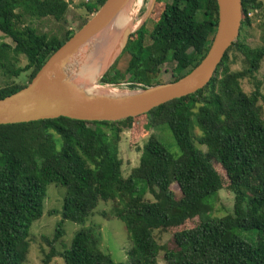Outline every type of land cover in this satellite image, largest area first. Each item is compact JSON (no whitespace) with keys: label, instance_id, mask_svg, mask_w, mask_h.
Wrapping results in <instances>:
<instances>
[{"label":"trees","instance_id":"16d2710c","mask_svg":"<svg viewBox=\"0 0 264 264\" xmlns=\"http://www.w3.org/2000/svg\"><path fill=\"white\" fill-rule=\"evenodd\" d=\"M107 0L85 5L95 15ZM164 3L163 9L160 4ZM240 36L227 51L211 82L199 92L171 101L146 115L147 129L167 128L180 155L152 135L141 149L138 167L127 178L119 143L124 130L132 129L135 118L119 122H85L58 118L15 125H0V264H25L30 249L31 229L44 214L49 185L66 190L62 221L54 237L47 240L53 258L65 264H264V119L262 84L256 81L264 59V45L251 48L243 33L251 25V11L262 8L260 0H242ZM160 6V7H159ZM70 3L65 0H0V32L13 47L0 45V71L10 80L29 72L28 85L50 56L76 32L39 33L36 20H64ZM156 23L144 25L130 37L123 54L130 55L124 72L112 67L102 85L140 90L161 85L160 68L174 63L176 82L204 59L218 25L217 0H158L152 12ZM88 22L85 21L79 30ZM78 30V31H79ZM77 31V32H78ZM238 51L245 59L242 71H231L229 55ZM27 65L12 70V60ZM253 79L247 94L242 81ZM170 82V83H171ZM27 86L7 82L0 99ZM136 117V118H139ZM198 129L201 135L196 136ZM198 145L208 149L203 153ZM235 196L233 214L209 219L208 199L224 187ZM142 182L153 201L140 194ZM177 184L182 197L171 186ZM141 186V189H145ZM101 202L114 204L113 216L122 221L132 247L126 263H116L100 249V240L89 229L74 235L62 252L65 221L85 224ZM200 219L197 226L174 233V249L159 245L157 231H169ZM240 232H256L250 244Z\"/></svg>","mask_w":264,"mask_h":264},{"label":"rangeland","instance_id":"374dc122","mask_svg":"<svg viewBox=\"0 0 264 264\" xmlns=\"http://www.w3.org/2000/svg\"><path fill=\"white\" fill-rule=\"evenodd\" d=\"M65 1L70 3V7L67 11L64 20L56 21L53 18H45L41 20H36L30 24L36 27L39 33H46L49 35L58 34L60 37H63L64 34L68 31L77 32L85 21H89L94 16L89 15L88 11L85 8V5H87V3L92 2V0ZM260 1L262 3V8L250 12L248 17L251 20V25L249 28L246 29V31H244L242 38V41L253 49L264 45V0ZM151 2L152 0H131L129 5L125 9L126 13L131 14L132 16V22L130 23V27L135 26L136 22L137 24L139 22H143V20L147 16V12L150 8ZM160 6L161 9H163L164 3L162 2ZM155 23L156 20L153 19L151 16L145 24L146 28L148 30H151ZM123 31L124 30L119 32L112 41L113 44L107 52V55L109 56V61L104 72H108L112 67H115L116 69L124 72L129 64L130 55L128 53H122L119 55L118 44H120L119 42H121ZM137 32L138 31L135 30L131 37L135 38ZM2 44H7L11 47H13L14 45L11 39L7 38L0 32V45ZM78 56L79 55L77 53L73 60H75V58ZM229 59L231 71H242L246 67L245 59L242 54L238 51H232L229 55ZM12 63L14 66L12 70H17L27 65L26 60H24L23 58L19 59L18 61L12 60ZM174 67V63L161 67V72L156 77L155 81L163 84L170 83L173 80L172 71ZM73 71L69 67L67 68V79H69L72 83L78 84V78L75 77ZM29 76L30 73L27 72L22 74L19 78L13 77L10 80L9 76L3 75L0 71V87L6 85L7 82H13L18 85H28ZM102 77L103 75L100 77V80H98L97 86H110L118 90L119 93L123 96H127L130 94V92L134 91L131 90L129 88V85L125 84V82H122L121 86L119 87L111 85H102ZM255 79L256 81L261 82L262 93L264 94V59L261 62L259 71L255 74ZM241 84L243 90L247 94H250L254 90L253 79L250 80L249 78H247L242 81ZM260 105L262 106V116L264 119V104L261 102ZM148 123L149 121L146 117L135 118L132 129H126L121 134L119 150L120 158L123 161L122 170L123 176L125 178L129 177L132 171L136 167H138L141 157V149L148 141L149 137L152 135H156L166 145L170 153L173 154L175 157H178L180 155V151L175 144L174 137L170 130L167 128L148 130ZM195 135H201L198 129L195 130ZM197 146L203 153L207 154L208 149L205 146L198 145V143ZM215 167L219 170L222 177L224 178V187L223 190L208 199L209 213L207 214V216L209 219L218 220L233 214L235 196L228 190V182L226 181V177L221 171L220 167L217 164H215ZM137 185L140 189V194L145 199L153 201V197L150 195V193L147 192L148 189L146 188V186H144L142 182H138ZM141 186H144L145 189H141ZM171 189L176 198L182 197L180 188L177 184H173L171 186ZM65 194L66 190L62 187H58L56 185L48 186L47 197L44 204L43 217L39 221L35 222L31 229L30 249L25 264H44L45 253H48L50 251L47 240L51 241L53 239L57 225L62 221L61 213L63 209V200ZM113 210V203L101 202L95 210L94 214L84 225L74 223L72 221H65L63 225L64 237L62 238V244L57 245V250L59 252H62L65 247L68 246V244L70 245L76 232L80 230L89 229L100 240V249L102 250V252H104L105 254H109L116 263H126L128 261L127 253L131 249L132 243L129 234L126 231L124 223L114 218ZM199 222L200 219H195L187 222L184 226L178 229H171L166 232L157 231L155 232V238L157 239L159 245L168 249H174V233L182 229L194 228L199 224ZM239 235L250 244L257 243L256 232H240ZM163 257L164 253L162 252L158 257L159 264H166ZM49 264L65 263L61 258H53V260Z\"/></svg>","mask_w":264,"mask_h":264},{"label":"water","instance_id":"95a60500","mask_svg":"<svg viewBox=\"0 0 264 264\" xmlns=\"http://www.w3.org/2000/svg\"><path fill=\"white\" fill-rule=\"evenodd\" d=\"M130 2L131 0H107L78 32L50 56L29 85L0 99V125L61 117L85 122H119L146 115L162 105L204 89L214 78L227 51L240 36L243 22L242 0H217L219 18L216 33L206 56L188 75L176 82L134 90L125 97L85 96L76 83L67 79L69 63L71 64L80 48L106 28ZM156 4L157 0H152L147 16L137 27V31L151 17ZM133 33L130 28L122 32L119 55L126 49Z\"/></svg>","mask_w":264,"mask_h":264},{"label":"bare ground","instance_id":"6f19581e","mask_svg":"<svg viewBox=\"0 0 264 264\" xmlns=\"http://www.w3.org/2000/svg\"><path fill=\"white\" fill-rule=\"evenodd\" d=\"M131 22V14L126 13V10L120 11L106 28L80 48L78 53L79 58L76 57L75 60L69 64V68L72 69V71L74 70L75 77L78 78L77 86H79V89L82 90L85 96L106 98L125 97L121 95L118 90L110 86H97V82L100 80V77L107 67L109 61L107 52L113 44L112 41L114 37L126 28L135 31L142 23L138 21V24L136 22L137 25L135 24V26L130 27Z\"/></svg>","mask_w":264,"mask_h":264},{"label":"flooded vegetation","instance_id":"af4514ba","mask_svg":"<svg viewBox=\"0 0 264 264\" xmlns=\"http://www.w3.org/2000/svg\"><path fill=\"white\" fill-rule=\"evenodd\" d=\"M145 24H146V23H145ZM145 24H144V25H145Z\"/></svg>","mask_w":264,"mask_h":264}]
</instances>
